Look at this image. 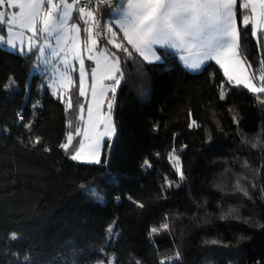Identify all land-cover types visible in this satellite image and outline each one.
Instances as JSON below:
<instances>
[{
  "label": "trees",
  "instance_id": "trees-1",
  "mask_svg": "<svg viewBox=\"0 0 264 264\" xmlns=\"http://www.w3.org/2000/svg\"><path fill=\"white\" fill-rule=\"evenodd\" d=\"M159 52L163 54L161 62L129 60L124 66L125 81L116 94L119 137L112 141L108 161L103 154L101 164L96 165L72 161L56 147L65 132L63 104L46 87L41 90V77L35 72L31 73L26 95L32 54L0 46V264H96L113 254L121 264L136 259L142 264H158L157 249L148 239L147 228L158 223L164 213L170 217L183 213V217L174 222L172 236L162 233L153 237L159 257L171 256L179 248L183 264H227L229 260L233 264H256L257 260L264 264V229L243 223L225 225L215 219L204 225L190 221L195 205L187 187L174 190L167 201L150 200L165 176L176 178L167 160L175 133H179L178 143L188 145L183 158L188 161L193 198L206 197L209 212L214 211L221 196L213 187L214 181L230 188L237 178L234 173H241L248 180L264 183V168L259 178L254 171L264 164V149L258 151L240 143L245 133L249 139L256 136L264 122V111L252 103L246 90H234L232 114L242 117L243 128L238 136L229 102L216 100L209 82V73L221 79L219 67L210 62L199 72H186L174 52ZM10 79L15 86L5 87ZM188 108L207 124L213 136V152L203 143V131L187 128ZM18 113L32 123V131ZM214 121L223 132L216 130ZM154 123L159 124L158 131H153ZM5 128L9 131H3ZM36 136L52 151L38 150L39 145L33 148L29 142ZM260 143L264 144V134ZM145 159L151 162L150 169L141 167ZM245 159L247 167L243 166ZM247 183L241 178L242 185ZM81 184L97 188L105 203H92ZM249 191L255 208L238 192L228 200L236 203L243 215L252 214L254 220L264 222V200L257 190ZM129 195L144 201L146 209H137L127 199ZM114 219L120 232L110 239L106 229ZM12 232L20 238L11 240ZM240 234L250 239L234 246ZM216 238L232 241L233 246L225 249L203 243Z\"/></svg>",
  "mask_w": 264,
  "mask_h": 264
},
{
  "label": "snow or ice",
  "instance_id": "snow-or-ice-1",
  "mask_svg": "<svg viewBox=\"0 0 264 264\" xmlns=\"http://www.w3.org/2000/svg\"><path fill=\"white\" fill-rule=\"evenodd\" d=\"M0 46L21 54L31 53L38 64L50 67L52 75L46 87L53 98L63 104L65 115V132L56 147L70 160L82 164H101L102 152L106 160L113 139L119 137L116 94L125 81L124 66L129 60L148 64L161 62L163 54H158L159 49L174 52L189 71L199 72L211 61L219 66L221 79L216 80V74L209 73V82L213 84L216 100L229 102L228 111L238 136L243 128L242 117L232 114L234 90H246L252 103L264 111V0H0ZM14 86L13 79L5 85ZM73 88L76 89L75 103ZM209 111L214 112V109ZM17 115L32 131V123ZM186 120L187 128L205 133L203 143L209 145L208 152H213V136L207 124L191 108L187 109ZM214 122L216 130L223 132L219 122ZM152 127L153 131H158L160 126L154 123ZM261 134H264V122L258 126L256 136L249 139L245 133L240 143L258 151L264 149ZM177 136L179 133L173 134L167 153L176 178L165 176L159 191L150 200L167 201L174 190L187 187V195L195 205L190 221L204 225L215 219L225 225L243 223L264 229V222L254 220L252 214L243 215L237 204L228 200L238 192L252 201L255 208L249 188L257 190L264 200V183L248 180L241 173H234L237 178L230 188L214 181L213 187L221 196L215 202L214 211L209 212L206 197L193 198L188 161L183 158L188 145L178 143ZM29 143L33 148L41 146L38 150L52 151L51 147L42 145L39 136ZM261 158L264 159V151ZM248 163L245 159L243 166L247 167ZM141 167L150 169L152 164L145 159ZM262 168L264 164L254 169L257 178ZM226 171L230 172L231 168ZM241 178L248 181L247 185L241 184ZM80 188L92 203H105L103 194L94 186L81 184ZM127 199L139 210L147 207L144 201L133 196ZM182 217L183 213L171 217L164 213L158 223L148 225L147 236L157 249L158 264H183L179 248L171 256L159 257L158 245L153 239L162 233L172 236L174 222ZM106 232L110 239L119 236L115 219ZM19 238L16 232L10 234L13 241ZM248 239L250 237L240 234L234 246ZM203 243L225 249L233 246L232 241L220 238ZM98 264H121V261L113 254L107 262L101 260ZM131 264L142 262L136 259ZM227 264L233 262L229 260ZM256 264L261 261L257 260Z\"/></svg>",
  "mask_w": 264,
  "mask_h": 264
},
{
  "label": "rangeland",
  "instance_id": "rangeland-1",
  "mask_svg": "<svg viewBox=\"0 0 264 264\" xmlns=\"http://www.w3.org/2000/svg\"><path fill=\"white\" fill-rule=\"evenodd\" d=\"M28 35H30V33L28 34ZM82 35H83V33H82ZM3 47V46H2ZM110 47V46H109ZM158 48H159V46H157ZM5 48V47H4ZM8 49V48H7ZM19 53V52H18ZM158 54H161L159 51H158ZM177 56V55H176ZM193 58H195V56H193ZM163 59V58H162ZM177 60H178V62H179V64H180V66L182 67V69L184 70V71H186V72H191V73H193V72H197V71H189L185 66H184V64L182 63V60H181V58L179 57V56H177ZM212 63H214L215 64V62L214 61H211ZM86 63H88L87 61H86ZM208 63H210V62H208ZM218 66V65H217ZM219 67V66H218ZM221 71V73H222V70H220ZM33 72H35V73H37L40 77H41V81H39V87L41 88V90H43V88L44 87H46V85L49 83V81H50V77H51V75H52V72H51V69H50V67L49 66H47V65H44V64H42V63H40V64H38L37 62H36V60H35V57H34V63H33V65H32V69L30 70V73H29V75H28V78H27V84H26V88H27V91H26V95H27V93H28V89H29V87H30V81H31V73H33ZM75 75V74H74ZM47 88V87H46ZM48 89V88H47ZM48 92H49V90H48ZM50 93V92H49ZM72 95H73V100H74V103L76 102V89L75 88H73L72 89ZM82 99V98H81ZM107 140H105V142H106ZM109 153V152H108ZM67 156V155H66ZM102 156H103V152H102V154H101V161H102ZM68 157V156H67ZM108 159H109V155L107 154V160L106 161H108ZM78 162V161H77ZM103 261H105V262H107L106 260H103ZM96 264H98V262L96 263Z\"/></svg>",
  "mask_w": 264,
  "mask_h": 264
}]
</instances>
